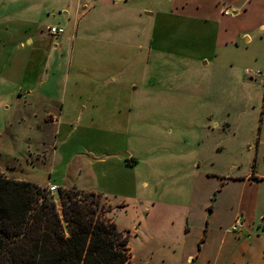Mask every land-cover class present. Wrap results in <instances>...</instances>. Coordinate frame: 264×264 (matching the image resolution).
<instances>
[{
    "label": "rangeland",
    "instance_id": "1",
    "mask_svg": "<svg viewBox=\"0 0 264 264\" xmlns=\"http://www.w3.org/2000/svg\"><path fill=\"white\" fill-rule=\"evenodd\" d=\"M42 1L23 15L1 14L0 0L2 177L47 189L61 172L63 185L96 194L117 227L140 228L142 235L129 239L135 251L144 244L137 217L146 193L182 189L179 168L196 161L202 171L224 176L256 170L264 151V0L96 3L85 17L71 13L68 22L57 11L70 0ZM51 6L68 24V35L47 36L45 27L54 22L45 11ZM224 8L234 15L223 17ZM41 30L48 39L28 46L24 31ZM243 33L251 40L245 42ZM48 40L56 48L47 69L37 70ZM47 78L51 85L35 86ZM72 80L88 86L71 93ZM26 85L66 101L70 110L62 122L56 126L57 118L36 109L35 115L22 111L18 91L29 90ZM59 128L77 129L74 139L84 143L58 146L54 161ZM123 153L134 156L132 166L123 165ZM103 190L110 196L100 195Z\"/></svg>",
    "mask_w": 264,
    "mask_h": 264
},
{
    "label": "crops",
    "instance_id": "2",
    "mask_svg": "<svg viewBox=\"0 0 264 264\" xmlns=\"http://www.w3.org/2000/svg\"><path fill=\"white\" fill-rule=\"evenodd\" d=\"M11 1L5 0L2 3V5L5 4L2 6L5 10L1 14L7 11L11 14L22 12L25 15L30 11L29 8L34 7L36 2L39 3L42 0ZM70 1L67 4L63 3L57 11L58 15L62 14L67 22L71 18V13L74 18L78 15L82 18L95 9L96 3H114L112 0ZM127 1L124 2V5ZM51 7V9L47 8L45 12L48 17L53 19L54 23L48 24L45 29L47 30L50 26L62 27L64 29L62 35H68V24L59 19L55 15L56 11L53 6ZM145 15L152 17L151 13L145 12ZM74 29L72 27V31L69 32L70 36ZM45 34L42 30L35 34L24 31L22 36H24L23 39L28 46L35 47L36 44L48 39ZM47 36L59 37L49 34L48 31ZM242 36H244L245 42L251 40V36L247 33H243ZM48 42L49 49L45 52L43 59L39 61V67H36L37 70L40 67L47 69L48 59H50L48 54L56 48L55 45H50L51 40H48ZM21 45H24V42L19 47ZM51 71L53 70H49V72ZM67 82L68 80L66 85ZM49 84L51 85V81L47 78L37 82L35 86L40 87L43 85L47 87ZM26 86L29 87V90L25 91L23 88H19L18 91V96L25 105V109H22V111L35 115L36 109V112L42 115L48 113L52 114L54 119L57 118L56 126L59 122H62L63 113L70 110L66 105V101L62 103L54 101L50 98L48 92L44 91L39 94L38 88L35 89L33 85ZM87 86L88 82L72 80L69 90L71 93H75L77 90L75 88H79L82 93ZM21 93L23 94L21 95ZM31 97L32 106L29 107L30 102H27L26 99ZM78 118L79 112L76 115V119ZM76 131L77 129L60 132V128L55 131L56 141L53 142L54 147L51 154L54 161L58 159V146L84 143L83 138L74 139L73 134ZM262 145L264 146L263 140ZM60 154L59 161L63 159L64 155L62 152ZM123 154L120 155L124 160V164L123 162L122 164L132 166L130 162H135L134 156L129 153ZM256 167L254 172L248 171L244 176H224L213 171L212 173L202 171L200 164L196 165V161H193L191 165L187 164L185 168H179L178 174H184L181 178L184 182L182 189L177 191L154 189L147 192L144 197L143 209L139 212L140 216L137 217L141 221L143 220V247L135 251L129 247L131 234L137 236L141 232L137 225H132L129 229L128 227L122 228L116 225L118 231L129 230L128 249L131 263L138 264L137 260L140 263L141 260L146 258L145 263L143 261L141 264H264V151L257 159ZM54 178L59 181H50ZM62 178L60 172L58 176L52 175L48 181L55 183L58 187L69 188L61 183ZM179 184H181V181ZM147 185L145 183V187ZM99 193L102 196H110L108 191ZM131 194L136 196L137 193L132 192ZM131 198L134 199L133 196ZM121 204L123 205V203ZM239 215L243 219L241 231L237 234L228 233L227 229Z\"/></svg>",
    "mask_w": 264,
    "mask_h": 264
},
{
    "label": "trees",
    "instance_id": "3",
    "mask_svg": "<svg viewBox=\"0 0 264 264\" xmlns=\"http://www.w3.org/2000/svg\"><path fill=\"white\" fill-rule=\"evenodd\" d=\"M255 163H253V167ZM0 175V264H132L127 231H118L98 196Z\"/></svg>",
    "mask_w": 264,
    "mask_h": 264
},
{
    "label": "built area",
    "instance_id": "4",
    "mask_svg": "<svg viewBox=\"0 0 264 264\" xmlns=\"http://www.w3.org/2000/svg\"><path fill=\"white\" fill-rule=\"evenodd\" d=\"M125 1L126 0H112V2L114 3H122ZM221 14L223 16H233L234 12L230 11L227 8H224L221 10ZM47 31L49 32V34L53 36L61 35L64 33V29L58 26H50L47 28ZM58 188L59 187L56 185H49L47 187L50 193H56L58 191ZM242 227H243V219H242V216L239 215L235 218L233 224L227 229V232L231 234H237L241 231Z\"/></svg>",
    "mask_w": 264,
    "mask_h": 264
}]
</instances>
